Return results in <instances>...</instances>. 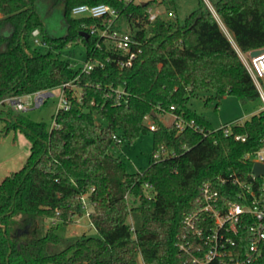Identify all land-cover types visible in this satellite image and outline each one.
<instances>
[{"label": "trees", "instance_id": "16d2710c", "mask_svg": "<svg viewBox=\"0 0 264 264\" xmlns=\"http://www.w3.org/2000/svg\"><path fill=\"white\" fill-rule=\"evenodd\" d=\"M36 1L0 0V105L6 98L70 81L81 97L64 88L69 108L53 114L55 125L50 126L12 107L0 110L5 114L0 133L18 129L30 141L23 165L0 181V264H136L138 256L144 264H194L176 243L186 233L183 216L199 208L203 183L217 191L223 210L227 202L239 200V187L263 182L253 177L246 155L264 148V108L231 124L225 135L189 106L202 91L209 92L205 103L214 100L215 108L228 94L241 102L258 98L214 13L197 0L182 20L174 15L150 22L148 10L155 0H59L65 31L55 35ZM169 1L173 7L176 0ZM208 1L241 52L264 48V0ZM100 3L126 18V32L138 42L140 51L130 66L120 67L117 53L105 48L97 31L90 32L91 26L102 29L105 18L70 13L75 5ZM33 28L40 31L45 52L31 45ZM71 43L83 45L85 60L99 59L103 65L86 73L61 58L58 52ZM116 88L123 91L119 96ZM170 106L193 127L179 131L172 122L164 124L158 115ZM146 115L155 130H148ZM147 132L152 133V153L160 145L169 153L128 172L110 151L112 135L121 138L119 144H133ZM127 194L138 197V204L129 206ZM83 195L92 205L88 218L98 236H62L58 224L38 232L39 217H54L59 224L81 217ZM250 264H264V250Z\"/></svg>", "mask_w": 264, "mask_h": 264}, {"label": "built area", "instance_id": "2783aa9c", "mask_svg": "<svg viewBox=\"0 0 264 264\" xmlns=\"http://www.w3.org/2000/svg\"><path fill=\"white\" fill-rule=\"evenodd\" d=\"M70 13L74 17L105 18L106 22L103 23L102 29L98 30L91 26L90 32L94 33L97 31V36L102 37L105 48L117 53V63L120 67H127L132 64L140 51L138 42L133 39L130 33L115 27L118 13L112 6L105 3L93 5L78 4L72 7ZM166 16H172V12L167 11L164 16L159 11L149 9L147 18L151 22L157 17ZM29 40L33 46L47 47L38 28H33L30 31ZM235 50L251 77L258 92V99L262 108H264V49L252 57L241 52L237 46ZM102 65L103 63L99 59L84 60L83 65H81V71L87 73L94 66ZM59 87H61V98L54 114L59 110H67L69 108L70 104L64 94V88L72 90L73 95L78 99L81 97L80 88L76 91L78 87L71 81ZM115 92L119 96L123 91L116 88ZM49 95L50 89L38 90L23 96L6 98L4 101L9 103L15 110L22 111L28 105L40 106ZM23 99H26V102ZM172 110L173 106H170L169 111L166 113L171 116V122L174 123L179 131L187 126L193 127V121H184L181 117L176 116ZM145 120L149 131L156 129L155 123L150 121L151 119L148 115L144 116ZM231 124H234V122L220 124L218 128H221L224 134L227 135L230 133ZM51 125H55L53 120ZM112 137L116 144L121 142L119 136L113 134ZM234 138L244 139L240 135H235ZM168 153L160 145L152 153V159L163 158ZM246 157L252 163H264V148L250 152ZM253 177L256 176L253 175ZM260 177L263 178L260 187H250L249 185L239 187L240 190L237 196L239 200L227 202L223 210L218 205L217 191L213 190L208 183H203L200 188L199 208L186 213L182 218L186 233L178 236L176 245L179 251L188 255L194 264H207L212 261L217 264H250L256 261L264 250V175ZM145 186L146 188L148 187L147 184ZM84 198L87 199V196L83 195L81 197L83 207ZM88 214L89 212H86L87 216Z\"/></svg>", "mask_w": 264, "mask_h": 264}, {"label": "rangeland", "instance_id": "374dc122", "mask_svg": "<svg viewBox=\"0 0 264 264\" xmlns=\"http://www.w3.org/2000/svg\"><path fill=\"white\" fill-rule=\"evenodd\" d=\"M135 2H145L148 0H134ZM210 10L214 13L220 27L229 38L232 46L235 48V44L232 40L231 35L226 31L225 27L213 11L211 4L208 0H204ZM197 5V0H176L172 7L169 0H155V4L152 6V11H159L164 16L167 11H172V16H166L167 19H171L174 15L178 20H182L186 14L192 11ZM174 8V11H173ZM36 9L39 12L46 28L55 35H61L65 31V24L63 19L62 3L59 0H37ZM115 27L127 31L128 23L125 17L118 16L115 21ZM146 33H149V26H145ZM30 41V40H29ZM32 45V44H31ZM33 46V45H32ZM40 52H45L47 47L34 46ZM248 55L249 52H243ZM59 56L63 59H68L73 65L81 66L85 60L84 47L81 43L68 44L61 51L58 52ZM79 88H76L78 91ZM209 95V92H198L197 96H192L189 100V106L195 110L198 114L202 115L208 120L213 126L217 127L220 124L234 122L242 123L244 120L249 118L252 114L256 113L261 106V102L258 98L241 102L234 95H225L219 101L218 107L215 108V101H208L205 103V97ZM61 98V87H55L50 89V95L46 97L45 101L40 106L28 105L25 110L19 111L22 115L33 121H43L50 126L52 123V117L57 109L59 100ZM26 102V99H23ZM1 115V114H0ZM160 120L164 124L171 123V116L167 113L158 115ZM96 122L104 125V121L97 114H94ZM151 121V120H150ZM149 121V122H150ZM147 123V121H144ZM3 119L0 118V130L3 126ZM16 133L17 148L14 153L15 156L10 158L0 157V181L12 171L18 170L24 163L26 157L30 151V141L26 138L23 132L20 130H14L9 133L5 138L0 133V154L5 153L7 143L10 142V138ZM5 138V139H4ZM1 139L6 144H1ZM152 133L147 132L138 138L133 144H116L113 143L110 147V151L114 156L120 157L126 164L128 172L141 171L146 168L152 160ZM3 155V154H2ZM2 158V159H1ZM146 195H151L150 190L145 189ZM127 203L129 206L138 204V197L131 194H127ZM92 210L91 203L84 198V214L81 217H75L71 222L65 224H59V220L54 217H39L37 219L38 232L43 234L45 230L56 224L59 225L57 232L62 236H78L86 234L88 236H98L97 231L91 225L86 212ZM133 223L134 219L130 218ZM136 264H143L140 256L136 259Z\"/></svg>", "mask_w": 264, "mask_h": 264}, {"label": "crops", "instance_id": "0c3cea01", "mask_svg": "<svg viewBox=\"0 0 264 264\" xmlns=\"http://www.w3.org/2000/svg\"><path fill=\"white\" fill-rule=\"evenodd\" d=\"M8 107H12L9 103H7V102H4L2 105H0V110L4 113L6 110H7V108ZM13 108V107H12ZM262 109V105L260 106V108L257 110V112L259 111V110H261ZM256 112V113H257ZM0 118L1 119H4L5 118V114H1L0 115ZM11 131H13L14 132V130H10L9 132H7L6 134H2V136H4L5 138L9 135V133L11 132ZM4 138V139H5ZM17 138H18V136L16 135V133H13V135L11 136V138H10V142L9 143H7V145H6V148H5V153L4 152H2L1 154H0V157H3V158H10V157H13V156H15L14 155V153H15V151H16V148H17V144H16V142L18 141L17 140ZM2 141H1V144L3 143V144H6L5 143V141H3V139H1ZM3 154V155H2ZM2 159V158H1ZM143 262V261H142ZM144 264V263H143Z\"/></svg>", "mask_w": 264, "mask_h": 264}, {"label": "water", "instance_id": "95a60500", "mask_svg": "<svg viewBox=\"0 0 264 264\" xmlns=\"http://www.w3.org/2000/svg\"><path fill=\"white\" fill-rule=\"evenodd\" d=\"M144 3V2H143ZM264 48L254 49L249 52V55L256 56L259 54ZM251 173L255 176L264 175V163L261 162H253L251 166Z\"/></svg>", "mask_w": 264, "mask_h": 264}]
</instances>
